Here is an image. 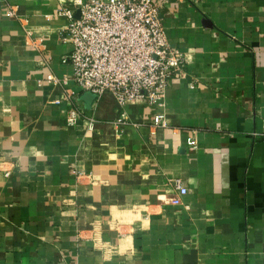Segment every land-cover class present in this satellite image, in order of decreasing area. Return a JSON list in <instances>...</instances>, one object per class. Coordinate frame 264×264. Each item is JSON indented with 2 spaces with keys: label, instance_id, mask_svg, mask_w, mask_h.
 Segmentation results:
<instances>
[{
  "label": "crops",
  "instance_id": "0c3cea01",
  "mask_svg": "<svg viewBox=\"0 0 264 264\" xmlns=\"http://www.w3.org/2000/svg\"><path fill=\"white\" fill-rule=\"evenodd\" d=\"M155 2L188 62L121 106L62 61L73 0H0V264H264V0Z\"/></svg>",
  "mask_w": 264,
  "mask_h": 264
},
{
  "label": "built area",
  "instance_id": "2783aa9c",
  "mask_svg": "<svg viewBox=\"0 0 264 264\" xmlns=\"http://www.w3.org/2000/svg\"><path fill=\"white\" fill-rule=\"evenodd\" d=\"M73 5L76 9L60 5L57 14L68 19L61 37L73 49L62 61L73 65L76 85L97 97L112 93L121 106L132 100L163 105L170 79L182 71L188 59L184 52L170 46L161 7L155 0H73ZM46 81L64 86L68 78L51 72ZM67 92L71 99L77 95L71 89ZM83 117V111L74 104L67 123L76 126ZM127 119L122 111L115 122L120 131ZM154 125L167 127L165 115L157 114ZM189 144L196 145L197 140L191 138ZM176 189L178 194L171 197L174 204L189 191L181 180H177Z\"/></svg>",
  "mask_w": 264,
  "mask_h": 264
},
{
  "label": "water",
  "instance_id": "95a60500",
  "mask_svg": "<svg viewBox=\"0 0 264 264\" xmlns=\"http://www.w3.org/2000/svg\"><path fill=\"white\" fill-rule=\"evenodd\" d=\"M78 15H79V12H78ZM96 94L92 93V92H85L83 98L89 103L91 104L95 98H96Z\"/></svg>",
  "mask_w": 264,
  "mask_h": 264
}]
</instances>
